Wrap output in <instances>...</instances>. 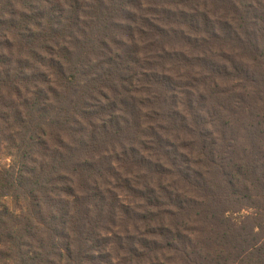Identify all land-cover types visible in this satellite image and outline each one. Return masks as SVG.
Instances as JSON below:
<instances>
[{
    "label": "trees",
    "instance_id": "trees-1",
    "mask_svg": "<svg viewBox=\"0 0 264 264\" xmlns=\"http://www.w3.org/2000/svg\"><path fill=\"white\" fill-rule=\"evenodd\" d=\"M167 1L159 0L160 10L155 11L166 19L162 25L163 18H155L156 23L140 27L147 46L143 59L138 60L133 45L118 49L113 58L94 63L96 75L112 99L120 89L125 93L136 83L142 85L148 95L142 107L150 115L161 112L158 125L164 117L167 130L178 124L176 117L182 118L173 97L161 89L167 77L159 72L165 65L172 66L167 70L196 68L208 83L222 79L238 96L247 91L254 99L242 104L240 127L246 141L234 149L232 135L228 140L195 139V170H177V183L188 184L195 198H174L175 183L139 182L137 172L163 175L164 165L147 161L134 148L133 156L115 159V168L97 164L94 157L102 142L123 131L129 122L125 116L136 125L139 103L135 90L128 102L120 94L119 108L111 102L106 113L117 110V121H89L95 113L88 102L89 82L96 79L90 74L84 78L80 70L94 69L87 63L96 57L88 55L106 48L100 33L112 31L109 24L134 23L124 16L138 8L137 0H0V145L11 160L0 167V199L20 201L16 211L0 204V259L10 256L4 251L7 245L14 251V264H264V226L255 217L264 212V115H255L264 113V3L244 0L235 10L232 0H189V10L180 6L171 11L164 5L186 0ZM227 2L234 12L228 18ZM219 4L222 13L217 16L205 10ZM162 33L167 41L190 34L194 40L184 39L201 52L158 50L154 41ZM207 36L217 44H207ZM211 48L227 51L222 64L208 57ZM102 64L106 69L97 70ZM158 134L152 129L148 153L168 158ZM64 136L68 143L61 140ZM217 140L222 142L218 147ZM186 161L183 157L181 162ZM109 178H123L133 197L143 189L142 202L129 207L121 192L102 190L101 185L112 184ZM239 206L253 212L238 222L227 219L225 213Z\"/></svg>",
    "mask_w": 264,
    "mask_h": 264
},
{
    "label": "rangeland",
    "instance_id": "rangeland-1",
    "mask_svg": "<svg viewBox=\"0 0 264 264\" xmlns=\"http://www.w3.org/2000/svg\"><path fill=\"white\" fill-rule=\"evenodd\" d=\"M85 1L87 2V0ZM175 1L179 0H168L167 2L169 5L171 2ZM232 2L234 3L233 8L236 10V8L240 9L241 3L244 2V0H232ZM261 2L264 3V0H261ZM137 3L138 8L129 10L128 13L126 12L124 16L126 18L129 17L134 23L129 20H125L122 25L115 26L109 24L107 27L113 28L112 31H102L100 33V41L106 46L107 49L100 47V50L94 51L92 54L88 55L90 57H96L90 63H87L89 67L94 68L92 71L82 69L80 70V74H82L84 78L87 74H90L92 79H96L95 81L89 82L91 90L88 95V102L89 104L95 106V113L89 116V121L95 122L97 118H113L114 121H117L119 119V113L117 110L116 112L109 113L110 115H106V113H108V105L113 102L118 109L119 107L117 104V99H120V94L121 97L126 102H128L129 100L127 97L131 95L130 92L135 90L134 96L139 103L140 110L139 114L135 116V119L136 125L140 130V135L137 138V142L128 144L126 149H120L119 154L116 156V158L121 160L122 155L126 153H129L133 156L135 149L144 159L147 158V161L149 162H151L153 159L158 160L159 163H162L164 165L163 175L153 174V172L149 175L143 171H139L137 172V174L140 176L139 182L142 183L150 181L152 184L157 185L163 183L164 186L175 183L177 193H174V198L175 195H179L180 197L186 196L195 198L196 193L194 191L187 190L188 184L177 183L179 181V177L177 176L178 169L183 170L185 167H187L195 170L194 162L197 158L199 149V147L195 145V139L198 137L210 139L217 137H225V139L228 140V138H230V135H232L233 138L236 139L234 149H236L237 146L242 145L248 137L244 130L241 131L240 127V121L245 117V114L243 113L244 108L242 104L243 102H246L247 104L250 102L253 104L254 99L251 98L252 95L247 91H244L243 95L238 96V90L233 91V87L231 86V84L224 82V80L222 79H215L212 83L206 82V80L203 79L201 75H199L198 70L196 68L194 72L186 70L182 67L178 70H175V68L167 70L169 67H172L168 65H165V69L159 72L163 73L167 77L166 80H163L165 84H163L164 87L161 86V89L163 90V92H166L167 98L173 97L175 110L182 118L179 119L178 117H176L178 124L174 123L169 130H167L165 127L166 121H163L164 117L162 118L163 127L158 125L161 123V112L153 111L155 112V115H150V109H145L144 107H142L143 104H145L146 98L148 97V95L142 92V85H138L136 83L132 85L133 87H128L127 92L125 93L121 92L120 89L119 93H116V99H112L111 94H108L107 90L104 88L103 80L99 75H96L95 68L97 67V65H94V63L98 62L99 66L102 62H105L103 59L113 58L114 54L116 52H119L118 49L125 50L132 45L133 47H136V50H138V60L143 59V48H147V46L145 41H143L138 34L139 31L145 32V30H142L140 27L143 24L148 26L151 22L156 23L157 20H155V18H163L162 21H159L161 22V25L166 20L163 15L158 14L157 16V14L155 13L156 10H160V7H158L159 0H137ZM189 4V0H186L182 1L178 5L174 4L173 7L172 5L164 6L169 7L170 10L173 11L174 8H179L180 6H186V9L188 8ZM226 6L227 10H229V15L227 16L228 18L231 17L234 12L229 9V2H227ZM205 10L209 14L217 16L218 14L222 13V6L219 4V7L214 8L209 5L205 7ZM119 32L122 34L121 37L119 35ZM165 37L166 34L162 33L161 35H157L154 41L155 44L159 46L158 50L160 48H163L165 49V53L168 50L177 51L178 49L182 48V50L188 54L194 48H198H191L190 43L184 39L188 38L190 41L194 40L195 37L191 36L190 34L183 37L181 40L167 41L166 39H164ZM177 38H180V36H177ZM202 38H204V36L200 38L196 37V40ZM133 40L140 41H137V44L134 45ZM206 41L207 44H217V40L209 36H207ZM217 47L218 45H216V48ZM216 48L209 49L207 55L209 58L216 60L217 62H220V64H222V57L223 55L227 56V51L225 49L217 50ZM53 51H50V56L54 55ZM196 51L201 52L199 48L196 49ZM218 52H220L221 54ZM140 62L142 63V61ZM136 68L138 67L136 66ZM105 69L106 65H103L101 68H97V70ZM101 72L102 71L98 72L97 74L101 75ZM243 89H245V87ZM240 100L243 101L240 102ZM122 103L124 104V102ZM163 110L164 109L162 108V111ZM255 115L259 117L263 116L264 113L262 112L260 114ZM150 116H152V119H150ZM125 120L132 121V117L130 115H126ZM204 121L207 122V127H204ZM149 127H151V130L148 129ZM152 129H154L155 133H159L158 135L162 137V141H165L167 147H165L164 150L165 155L168 158H164L163 154L155 157L148 153L147 148L151 146V140L153 139ZM60 134L61 132H57L58 136H60ZM67 138V136H64L61 137V140H63L65 143H68L69 141ZM215 143L217 147L222 144V142L219 140H217ZM183 157L187 160L185 164L181 162L183 160ZM125 158L128 160L129 163L130 157ZM115 159L112 161V163H116ZM10 163L11 160L9 156L3 150L2 145H0V167H7V165H9ZM121 171L124 172L123 170ZM109 180L110 183L111 181H113L112 184L108 186L101 185L102 190L107 188L109 190L121 192L119 193L121 194V199L125 200L124 203L127 204L129 207H131V204L129 203L133 204L134 202H139V200L140 202H142L143 198L145 197L146 192L143 189L140 194H135L136 197L130 195L129 188L124 187L123 178L120 179L119 182L114 179L111 180L110 178ZM157 196H159V193H157L155 197ZM118 197H120V195H118ZM12 200L14 199L10 197H3L2 199H0V204H5L11 210L16 211L20 207V201L19 203H17L13 202ZM140 204L143 205V203ZM252 212L253 210H251L250 208L239 206L235 207V209L231 211H227L225 213V216L227 219H230V221L234 220L235 222H238L243 216L251 214ZM255 217L257 218V220H259L257 222H259L260 225L264 226V212L260 215H256ZM176 226H179V223H177ZM127 228L129 231L132 227L130 226V224H128ZM255 231L258 230L255 229ZM140 232L141 234H144L145 229L141 227ZM111 251L112 250H110L109 252ZM122 261L123 260H118V262L121 263Z\"/></svg>",
    "mask_w": 264,
    "mask_h": 264
},
{
    "label": "clouds",
    "instance_id": "clouds-1",
    "mask_svg": "<svg viewBox=\"0 0 264 264\" xmlns=\"http://www.w3.org/2000/svg\"><path fill=\"white\" fill-rule=\"evenodd\" d=\"M9 5H4V15L7 16V8ZM12 7L19 8L18 4L14 2L11 5ZM140 135V130L137 125L129 121L124 125V129L122 132L116 135H111L110 138L104 140L98 150V154L94 159L97 164L103 163L104 165H112V167H116V165L112 164V161L119 154V150L124 148L126 149L128 144L137 142V138ZM108 158V159H105ZM121 164L123 162L121 161ZM101 171L103 169L101 168ZM4 251L10 253L9 257H5L4 259H0V264H14L15 254L12 249H10L7 245L4 246Z\"/></svg>",
    "mask_w": 264,
    "mask_h": 264
}]
</instances>
